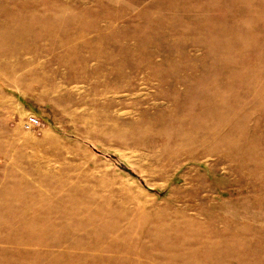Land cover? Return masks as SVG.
Listing matches in <instances>:
<instances>
[{
  "label": "rangeland",
  "instance_id": "374dc122",
  "mask_svg": "<svg viewBox=\"0 0 264 264\" xmlns=\"http://www.w3.org/2000/svg\"><path fill=\"white\" fill-rule=\"evenodd\" d=\"M0 264H264V0H0Z\"/></svg>",
  "mask_w": 264,
  "mask_h": 264
}]
</instances>
